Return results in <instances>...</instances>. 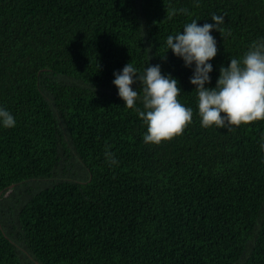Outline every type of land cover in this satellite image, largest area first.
Segmentation results:
<instances>
[{"label":"trees","instance_id":"obj_1","mask_svg":"<svg viewBox=\"0 0 264 264\" xmlns=\"http://www.w3.org/2000/svg\"><path fill=\"white\" fill-rule=\"evenodd\" d=\"M212 14L209 87L264 37V0H0V107L16 120L0 127V264H264V120L201 127L191 70L166 53ZM129 61L177 79L182 134L143 142L112 84Z\"/></svg>","mask_w":264,"mask_h":264},{"label":"clouds","instance_id":"obj_2","mask_svg":"<svg viewBox=\"0 0 264 264\" xmlns=\"http://www.w3.org/2000/svg\"><path fill=\"white\" fill-rule=\"evenodd\" d=\"M213 23L198 25L197 19L187 22L182 30L166 37V53L182 60L191 70L189 83L194 86L201 127L228 129L253 121L264 120V37L253 41L241 58H230L227 66H220L215 86L209 87L212 59L217 55V42L211 34L221 32L222 15L212 14ZM165 53V54H166ZM147 65V66H146ZM142 71L130 61L114 71L112 84L123 106L135 108L142 124L145 144H160L182 134L192 122L193 110L177 99L181 94L178 81L171 74H163L160 64H146ZM139 82V89L132 86ZM137 102L142 109L136 107ZM16 120L6 108L0 107V127H15ZM264 149V143L260 145ZM106 158L115 163L110 152Z\"/></svg>","mask_w":264,"mask_h":264}]
</instances>
